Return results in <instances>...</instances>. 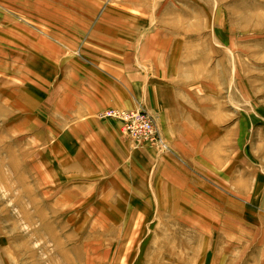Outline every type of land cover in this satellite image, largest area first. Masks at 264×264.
Wrapping results in <instances>:
<instances>
[{"label": "rangeland", "instance_id": "obj_1", "mask_svg": "<svg viewBox=\"0 0 264 264\" xmlns=\"http://www.w3.org/2000/svg\"><path fill=\"white\" fill-rule=\"evenodd\" d=\"M124 54L159 108L84 115ZM140 109L167 150L129 144L113 112ZM255 164L264 0H0V264H264L230 186Z\"/></svg>", "mask_w": 264, "mask_h": 264}, {"label": "crops", "instance_id": "obj_2", "mask_svg": "<svg viewBox=\"0 0 264 264\" xmlns=\"http://www.w3.org/2000/svg\"><path fill=\"white\" fill-rule=\"evenodd\" d=\"M108 37L113 39L112 42H109L110 46L118 45L113 43H119L120 38H114V35ZM120 41L125 42L124 40ZM108 49L111 50L110 47ZM112 52H115V55H120L117 54V52H119L118 49H114ZM124 57L125 60L120 62L121 66L111 63L99 65L97 67L98 69L101 68L100 70L103 72L104 77L102 76L103 78L96 79V82L93 84L95 87L94 89L90 87L93 86L90 82L81 83L82 86L88 85V88L85 89L86 91L87 89H91L92 93L95 94L93 110L88 113L87 107L86 111L83 113L84 115L93 116L104 109L107 110L110 108L134 110L141 104L143 107L145 106L144 108L147 107L149 110L152 109V112L157 111L163 99L160 98L159 86L154 87L155 83L152 85L150 76L140 71V65H138L139 60L136 59V57H133L130 54H126ZM94 101H97L96 106ZM116 133L120 136V133L117 130ZM101 135L108 137L109 140H113V138L110 137L112 134H109V132ZM206 161L207 159H204V163H206ZM218 165L219 164H216L215 166ZM252 169L253 175L252 177L247 178L249 188L245 194L239 192V174L236 175V178L232 175L230 184L234 193L232 198L241 201L248 210L257 212L261 214L262 218H264V165L261 166L255 164ZM215 171L217 172L218 169L216 168ZM231 173L233 174V169H231ZM216 184H218V182H216ZM187 194L189 195V193ZM195 211L206 212L203 211V209L191 210V212Z\"/></svg>", "mask_w": 264, "mask_h": 264}, {"label": "built area", "instance_id": "obj_3", "mask_svg": "<svg viewBox=\"0 0 264 264\" xmlns=\"http://www.w3.org/2000/svg\"><path fill=\"white\" fill-rule=\"evenodd\" d=\"M114 117L120 118L123 122V132L126 134L129 144L133 148H164L167 150L155 120L143 109L130 114L114 111Z\"/></svg>", "mask_w": 264, "mask_h": 264}]
</instances>
